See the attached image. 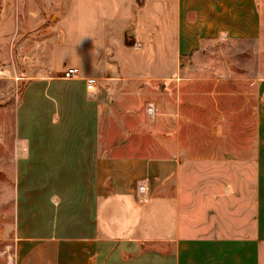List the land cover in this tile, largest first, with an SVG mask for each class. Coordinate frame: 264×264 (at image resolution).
<instances>
[{"label": "crops", "instance_id": "crops-1", "mask_svg": "<svg viewBox=\"0 0 264 264\" xmlns=\"http://www.w3.org/2000/svg\"><path fill=\"white\" fill-rule=\"evenodd\" d=\"M80 1L84 28L57 41L17 108L9 264H264V76L252 83L253 173L238 185L109 142L105 124L134 86L184 80L205 42L261 39L264 0Z\"/></svg>", "mask_w": 264, "mask_h": 264}, {"label": "rangeland", "instance_id": "rangeland-1", "mask_svg": "<svg viewBox=\"0 0 264 264\" xmlns=\"http://www.w3.org/2000/svg\"><path fill=\"white\" fill-rule=\"evenodd\" d=\"M81 3L0 0V264H9L16 218L17 108L29 77L50 68L57 41L63 42L68 28H84L85 21L73 16L92 7ZM187 61L189 69L181 73L186 79L175 74L168 83L149 81L134 86L137 95L112 100L116 115L106 119L108 141H137L142 155L181 156L188 172H202L221 184L235 177L238 185L239 172L253 173L252 83L264 76V36L208 41Z\"/></svg>", "mask_w": 264, "mask_h": 264}, {"label": "built area", "instance_id": "built-area-1", "mask_svg": "<svg viewBox=\"0 0 264 264\" xmlns=\"http://www.w3.org/2000/svg\"><path fill=\"white\" fill-rule=\"evenodd\" d=\"M79 74H80V70H79L78 67H69V68L64 72V77H66V78H73V77H77V76H79ZM87 88L93 90V89H94V84H93V82H89V83L87 84ZM139 190H140L141 192H143V191H144V186H143V185H140Z\"/></svg>", "mask_w": 264, "mask_h": 264}]
</instances>
